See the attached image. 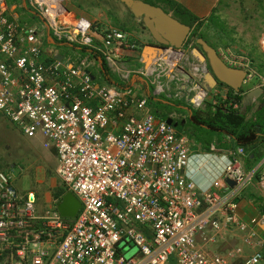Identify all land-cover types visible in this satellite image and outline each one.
<instances>
[{"label": "built area", "instance_id": "built-area-1", "mask_svg": "<svg viewBox=\"0 0 264 264\" xmlns=\"http://www.w3.org/2000/svg\"><path fill=\"white\" fill-rule=\"evenodd\" d=\"M24 1L38 22L22 23L0 0V113L26 136L44 137L56 152L58 178L81 208L74 218L56 205L40 212L36 193L20 192L14 172L0 171V264H228L235 253L212 247L224 224L245 231L264 223L238 212L257 176L264 192V171L248 169L246 149L237 145L226 151L220 177L208 187L197 183L186 169L201 145L157 117L137 82L193 109L209 102L242 109L227 85L207 86L196 40L188 42L193 60L185 48L142 46L133 31L78 14L68 0ZM46 31L72 53L45 52ZM218 53L246 72L236 93L264 86L248 54L230 47ZM103 64L116 80L95 76ZM218 139L212 149L221 151ZM123 241L138 252L127 258ZM254 242L259 249L244 264L264 260L263 242Z\"/></svg>", "mask_w": 264, "mask_h": 264}, {"label": "rangeland", "instance_id": "rangeland-1", "mask_svg": "<svg viewBox=\"0 0 264 264\" xmlns=\"http://www.w3.org/2000/svg\"><path fill=\"white\" fill-rule=\"evenodd\" d=\"M67 6L92 19L107 17L112 24L133 31L137 37L143 32L149 33L148 36L151 37L143 18H136L121 0H68ZM211 17L213 23H206L202 33L219 48L231 47L238 52L247 53L253 59L256 69L264 74V49L260 44L261 41L264 45V0H220ZM57 43L61 44L60 41ZM63 52L72 53V49L65 48ZM88 53L91 54L83 51L82 56H87ZM213 94L212 92V96ZM263 97L264 93L256 100H249L247 105L253 104L254 108L249 111L248 117L260 106ZM158 103L155 101L152 106L159 110ZM0 120L8 123L1 113ZM7 125L9 128H3L0 121V167L6 168L1 170L14 172L13 183L18 190L24 193L33 190L38 197V209L41 210V205L48 206L51 203L48 193L54 187L50 184L58 178L55 171V151L48 150L41 139L26 136L11 123ZM195 129H191V132L198 136L199 132L196 133ZM60 184L59 181L58 186ZM120 247L127 258L139 250L133 242L123 241Z\"/></svg>", "mask_w": 264, "mask_h": 264}, {"label": "crops", "instance_id": "crops-1", "mask_svg": "<svg viewBox=\"0 0 264 264\" xmlns=\"http://www.w3.org/2000/svg\"><path fill=\"white\" fill-rule=\"evenodd\" d=\"M178 1L181 4H183L186 8H188L197 17L209 19L211 17L212 12H214L217 9V5L219 4L220 0H178ZM12 7L15 8L16 5H13ZM15 12H16L14 13L15 16L18 17L21 20V22L33 24L34 22L38 21V18L36 17L35 13L30 9L29 10L26 9V7L24 8L23 4L20 6V9H17ZM103 18L106 19V21H108L109 23L112 22L111 19L107 17H103ZM209 23L211 22L209 21ZM148 34L144 32L142 34H139L138 38L141 41V45L142 46L156 45L157 44L156 41H152L153 40L152 35L150 37L148 36ZM143 37H145L146 40L143 39ZM50 47H56L61 52H63L65 48L69 49L65 44L62 43L58 44L56 40L52 37V35H50L48 31H46L45 52L46 51L48 52L50 50ZM130 61L132 60L130 59ZM102 68L103 67H101L100 70L99 68H95L92 71L95 73V76L97 78L101 76V78L106 79L103 73L101 75ZM107 81L112 82L109 81L108 79ZM137 82L139 83L140 86H142L143 88L142 90L148 89V86L147 84H145L144 80L139 79L137 80ZM181 109L182 110H177V111L180 112L181 115L183 113L182 116L184 118L187 117L189 115V111L185 108H181ZM0 121L2 123L3 128H9V125L7 124L11 123L10 121H8L7 124L3 123V120ZM36 138L41 139L42 142H44L43 136L38 135L36 136ZM217 139L222 145V147L219 149L221 151L218 152L208 151L206 150L205 143L199 142L200 143L199 145H201L200 146L201 149L191 155L190 164L186 169L188 176L204 187L210 186L214 180H216L218 177H220L223 174L224 168L227 164V157L225 156L226 151L238 145L233 137L226 135H217L215 137V140L212 141V144H214ZM212 144H211V148H212ZM47 149L55 151L54 149L51 148H47ZM246 153L247 156H246L245 164L247 168L255 169L257 167H260V170L264 171V157L256 162L253 160V154L250 155V153L247 150ZM54 154H56V152ZM1 169L6 170V168L0 167V171H2ZM59 181H60L59 178H55L54 181L50 184L52 188L54 187L53 190L58 186ZM260 189L261 188L259 187L258 179L256 178L247 188L244 189L241 196L239 197L238 212L242 220L250 222L253 219H260L261 217L262 218L264 217V192L262 189L261 190ZM20 192L24 193L23 191ZM52 192L49 191L48 193L49 200L51 202L48 206H46V204L41 205V210H39L37 206V209L40 212H43L50 206H53V204L57 200L56 198H54ZM252 232L255 233V237L251 236ZM258 239L263 242L262 248L264 250V223L254 227H249L245 231L240 230L236 226L232 227L231 225L224 224L223 227L221 228L219 242L212 247V251L223 252V253L233 251L235 254L233 258L229 260L228 264H244L245 259L251 256L257 249H259L256 245H254L255 243L254 241ZM170 262H171L170 264H176L174 260H171ZM261 264H264V260L262 261Z\"/></svg>", "mask_w": 264, "mask_h": 264}, {"label": "trees", "instance_id": "trees-1", "mask_svg": "<svg viewBox=\"0 0 264 264\" xmlns=\"http://www.w3.org/2000/svg\"><path fill=\"white\" fill-rule=\"evenodd\" d=\"M15 1V0H11ZM18 1V0H17ZM20 1V0H19ZM153 5L162 6L168 13H171L175 18L183 23H187L193 26L196 22L198 24L192 33L193 37H203L210 45L217 47L213 42L208 40V37L204 33H199L198 29L203 26L204 21H201L199 17L193 14L188 8L181 4L178 0H144ZM26 9L32 10L28 5ZM213 23L212 17L208 19ZM103 75L109 80L114 81L116 77L109 71L105 64L102 66ZM231 98L242 102L243 97L236 93L234 89H231ZM151 99L154 98L151 92ZM159 110L154 108L155 114L160 118H168L171 111L182 110L185 108L190 110L189 115L186 118L185 123L178 125L179 130L185 132L187 135L193 137L197 143H205L206 150L211 151V144L213 139L217 135H226L233 137L237 144L242 145L251 154H253V160L259 161L264 157V97L257 109L254 110L252 116L248 117L249 111L254 106L253 104L246 105L244 109H232L225 108L222 104L213 106L210 102L201 109H193L187 106L182 101L175 100L170 101L167 97H160ZM163 101V102H162ZM184 110V109H183ZM199 132L197 136L191 132V129ZM200 144V143H199ZM202 146V147H205ZM250 158V157H249ZM67 189L61 183L53 190V196L56 199L61 198Z\"/></svg>", "mask_w": 264, "mask_h": 264}, {"label": "water", "instance_id": "water-1", "mask_svg": "<svg viewBox=\"0 0 264 264\" xmlns=\"http://www.w3.org/2000/svg\"><path fill=\"white\" fill-rule=\"evenodd\" d=\"M137 18H143V21L149 29L153 38L164 45H172L177 48L183 46L186 38L190 34L192 28L190 25L169 14L162 6L153 5L144 0H121ZM197 42L200 44L202 51L209 61L211 72L207 76V82L214 87L218 81L224 82L236 91H239L246 72L242 69L228 66L219 56L215 47L210 45L205 39L199 38ZM157 47V45H150ZM263 88L259 87L249 92L250 98L259 97L263 92ZM248 103L245 98L244 104ZM172 123V119H168ZM177 125V124H175ZM230 160L234 159L230 157ZM57 209L62 216L72 218L77 215L81 208V201L71 191L66 192L56 203Z\"/></svg>", "mask_w": 264, "mask_h": 264}, {"label": "clouds", "instance_id": "clouds-1", "mask_svg": "<svg viewBox=\"0 0 264 264\" xmlns=\"http://www.w3.org/2000/svg\"><path fill=\"white\" fill-rule=\"evenodd\" d=\"M7 3H8V5H9V7H11L12 8V11H14V13H16L15 11L17 10V9H20V6L23 4V6H24V8H25V6L26 5H28V4H26V2L24 1V0H15V1H11V0H7ZM13 5H16V7L15 8H13L12 6ZM29 6V5H28ZM30 7V6H29ZM17 8V9H16ZM31 8V7H30ZM128 8V7H127ZM16 9V10H15ZM32 9V8H31ZM129 9V8H128ZM32 11H33V9H32ZM34 12V11H33ZM76 12V11H75ZM132 13V12H131ZM133 14V13H132ZM169 14H171V13H169ZM83 15H85V14H83ZM172 15V14H171ZM86 16V15H85ZM173 16V15H172ZM37 17V16H36ZM174 17V16H173ZM38 18V17H37ZM137 18V17H136ZM19 19V18H18ZM177 19V18H176ZM201 21H204V24H203V26H201L199 29H198V32L199 33H202V29H203V27L206 25V23H209V21H208V19L207 18H199ZM38 20H39V18H38ZM19 21H21L20 19H19ZM38 22V21H37ZM22 23H25V22H22ZM143 23H144V21H143ZM29 24H31V23H29ZM145 24V23H144ZM187 24V23H186ZM198 24V22H196L193 26H191V28H192V30H191V32H190V34L188 35V37L186 38V41L184 42V44H183V46L182 47H180V48H185V49H187V51H188V55H189V58H192L193 56L192 55H194V53L193 52H191V49H188V42H189V40H190V38L192 39V33H193V31L195 30V27H196V25ZM189 25V24H188ZM146 26V25H145ZM147 27V26H146ZM148 29V28H147ZM149 30V29H148ZM150 32V31H149ZM206 36V35H205ZM262 36H264V35H262ZM261 36V37H262ZM153 37V36H152ZM260 37V38H261ZM195 40H196V43H195V48H196V54H197V56L206 64V66H207V73H206V76H205V82H206V84H207V86L208 87H210V88H214V87H216L218 84H225L224 82H221V81H218L217 82V84L214 86V87H211L209 84H208V82H207V76L209 75V73L211 72V67H210V65H209V61H208V59L206 58V56H205V54H204V52L202 51V48H201V46H200V44L197 42V39H199V38H203V37H193ZM204 39V38H203ZM208 40H209V38H208ZM156 41V40H155ZM207 41V40H206ZM208 42V41H207ZM210 42H211V40H210ZM156 45L158 46V47H163V46H167V45H164V44H161V43H159V42H157L156 41ZM209 43V42H208ZM210 44V43H209ZM260 44H261V46H262V48H263V44L261 43V41H260ZM170 45V44H169ZM172 46V45H171ZM175 47V46H174ZM214 47V46H213ZM177 48V47H176ZM216 48V50H217V52H218V49H219V47H215ZM231 48V47H230ZM233 49V48H232ZM233 50H235V49H233ZM236 51V50H235ZM238 52V51H237ZM219 54V53H218ZM247 54V53H246ZM220 56V55H219ZM250 57V56H249ZM251 58V57H250ZM193 60H194V57L192 58ZM222 59V58H221ZM252 59V58H251ZM223 60V59H222ZM253 60V59H252ZM225 85H227V84H225ZM228 87H230L229 85H227ZM242 86H243V83H242ZM242 86H241V88H240V90L239 91H236L235 89V91L236 92H241L242 91ZM259 87H262L263 89H264V86H259ZM259 87H256V88H254V89H257V88H259ZM143 89V88H142ZM231 89H233L232 87H230V90ZM254 89H252V90H254ZM251 90V91H252ZM146 97H147V99H148V101H149V105H154L155 104V101H157V102H159V101H161L160 99V97H162V96H164V97H166L165 95H155L154 94V92H153V90L151 89V88H149L148 87V89L147 90H142L141 91ZM151 92H152V94H153V96H154V98H152L151 99ZM250 92V91H249ZM249 92H248V94H249ZM264 93V90H263V92L261 93V95ZM248 94L244 97V96H242L243 97V100H242V103H243V105H242V109H244V107L247 105V104H244V100H245V98H248V102H249V100H254V99H258L257 97H253V98H250L249 96H248ZM168 98V97H167ZM170 99V98H169ZM175 100H178V99H170V101H175ZM179 101H181V100H179ZM163 102V101H162ZM183 102V101H182ZM183 103H185V102H183ZM188 106V105H187ZM152 108H153V112H154V107L152 106ZM188 110V109H187ZM189 111V113H190V110H188ZM155 113V112H154ZM180 114V112H178L177 110H173V111H171V113H170V115H169V117L168 118H166V120L168 121V119H172V123L175 125V124H177V125H175V126H177L178 127V125H179V123L180 124H183V123H185V121H186V118H188V117H185V121L183 122V123H181L180 121H179V119L177 118H173V117H171L172 115H174V114ZM157 116V115H156ZM158 117V116H157ZM160 118V117H159ZM163 119H165V118H163ZM169 123V122H168ZM172 123H170V124H172ZM179 128V127H178ZM239 145V144H238ZM212 152H218V150H214V149H212L211 150ZM233 158V157H232ZM229 160H230V158H229ZM231 161V160H230ZM227 163H228V158H227ZM227 165V164H226ZM225 169V168H224ZM67 192H68V190H67ZM60 199V198H59ZM59 199H57L56 200V202L53 204V205H56V203H57V201L59 200ZM59 211V210H58ZM66 218H68V217H66ZM72 218H74V217H72Z\"/></svg>", "mask_w": 264, "mask_h": 264}]
</instances>
